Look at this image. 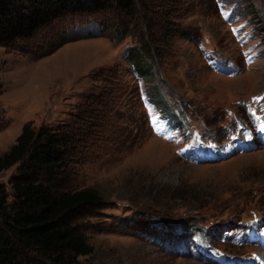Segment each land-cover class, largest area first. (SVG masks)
I'll return each mask as SVG.
<instances>
[{"label":"rangeland","instance_id":"1","mask_svg":"<svg viewBox=\"0 0 264 264\" xmlns=\"http://www.w3.org/2000/svg\"><path fill=\"white\" fill-rule=\"evenodd\" d=\"M142 34L160 60L146 82L126 59ZM0 85V155L26 125L87 123L67 177L103 201L75 219L94 249L76 264H264V0H139L135 18L60 21L0 47Z\"/></svg>","mask_w":264,"mask_h":264},{"label":"trees","instance_id":"2","mask_svg":"<svg viewBox=\"0 0 264 264\" xmlns=\"http://www.w3.org/2000/svg\"><path fill=\"white\" fill-rule=\"evenodd\" d=\"M138 1L0 0V47L34 40L42 31L70 18L97 21L114 12L135 18ZM167 27L162 33L166 38L170 36ZM71 32L74 29L60 41L50 43L38 57L49 56L77 41L70 38ZM176 32L186 34L180 29ZM99 35L105 32L102 30ZM95 36L88 31V38ZM141 36L140 46L128 48L126 59L137 78L146 82L147 78L155 76L153 70L160 65V60L155 40ZM165 41L164 38L162 42ZM156 93V97L150 96L151 102L160 105L161 110L177 122L173 106L166 102L160 89ZM1 119L0 114V131L9 126ZM82 122L44 127L37 132L32 125H26L15 145L0 155V174L18 166L17 174L10 180L11 191L4 186L0 188V264H76L78 258L94 253L86 236L74 223L83 211L96 207L103 199L91 188L73 189L67 177L74 146L80 141L81 131L87 128L85 119ZM154 235L162 237L158 232ZM182 237L171 231L161 239L174 243Z\"/></svg>","mask_w":264,"mask_h":264},{"label":"bare ground","instance_id":"3","mask_svg":"<svg viewBox=\"0 0 264 264\" xmlns=\"http://www.w3.org/2000/svg\"><path fill=\"white\" fill-rule=\"evenodd\" d=\"M158 143V142H157ZM158 145V144H157ZM155 146H156V143H155Z\"/></svg>","mask_w":264,"mask_h":264}]
</instances>
